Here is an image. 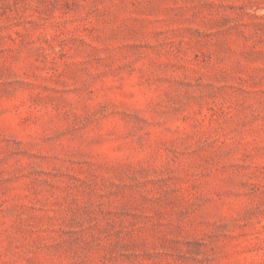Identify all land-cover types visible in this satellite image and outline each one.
Returning <instances> with one entry per match:
<instances>
[{
	"label": "rangeland",
	"instance_id": "1",
	"mask_svg": "<svg viewBox=\"0 0 264 264\" xmlns=\"http://www.w3.org/2000/svg\"><path fill=\"white\" fill-rule=\"evenodd\" d=\"M0 264H264V0H0Z\"/></svg>",
	"mask_w": 264,
	"mask_h": 264
}]
</instances>
